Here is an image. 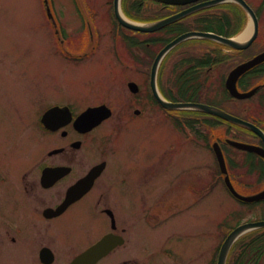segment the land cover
Listing matches in <instances>:
<instances>
[{"label":"rangeland","instance_id":"rangeland-1","mask_svg":"<svg viewBox=\"0 0 264 264\" xmlns=\"http://www.w3.org/2000/svg\"><path fill=\"white\" fill-rule=\"evenodd\" d=\"M74 1L48 0L52 17L55 18L56 14L64 13L63 18L67 20L73 31L75 29L79 30L82 25L78 15L79 12L76 9L78 6L74 4ZM134 1L120 0V8L122 11L124 10L123 7L125 9L134 8L135 6L132 5ZM247 1L256 11L260 6V35L252 46L236 53V55H232L233 58L228 56L233 54L232 51L222 48L221 55L227 57V63L232 62V64H221L213 72L214 74L209 77L207 85H209V82L212 85H210L211 90L209 87L207 88V97L220 99L219 105L232 113H238L249 107V111L253 116L264 120V102L261 101L259 95L242 102H234L224 98L226 95L227 98L231 99L226 91L224 95V83L222 81L229 68L234 65L235 60L238 62L247 59L264 49V0ZM78 2L80 3V9L87 14L88 19H92L89 17L91 13H96L95 23L91 20L92 24L89 26L93 38H89L86 44H90L89 49L94 44L100 45V48L91 55L89 53L82 63H68L54 49L57 45V38L53 21L48 15L44 0H0V168L4 172L9 171L15 174L27 167H29L27 169H30L35 162L47 156V150L62 143V139L58 134L43 136L44 129L39 123L43 110L50 104L65 101L76 105L107 102L113 107L116 114L103 127L105 129L104 133L110 140L111 153L109 159L113 171L106 174L107 180L105 177L104 182H107L105 189L108 188L109 181L114 183L112 187L109 184L108 190L110 206L116 210L115 214L118 221L125 223L126 226H131L138 222V219L141 220L138 233V251L142 246L141 252H146L145 248L148 250L149 248L150 250L160 248L166 243L164 238L167 239L171 231L181 230V232L189 233L188 237L185 236L188 239L182 240L180 243L175 240L170 241L178 249L182 259H187L190 256L192 246L196 247L201 244L197 238H191L192 235L205 231L202 244L205 245L206 258H208L218 241L221 240L222 242L234 226L240 222L264 218V202L253 206L245 205L227 191L212 149L208 146L204 149L199 145V142L197 143V128L204 119L199 113H189L190 120L195 122L194 127L190 128L189 141L186 142L174 126L171 133H168L167 127L170 128V126L162 119L160 112L156 116L144 114L141 118L135 117L133 114L134 109L141 106L139 101H135L137 97H134L132 91L129 90L127 81L133 78L137 79L138 75L129 66L124 68L125 74L122 70L119 71L121 67L115 63L111 52L113 48H110L113 44H117L114 40L116 32L113 31L115 22L113 4L108 6L112 0H78ZM227 4L235 5L238 12L234 15L243 22L242 27L238 29L236 34L238 36L252 18L233 1H226L213 9L216 8L215 10L218 12L227 11L229 9L225 7ZM158 7V4L145 0V12L152 13ZM227 7L229 6L227 5ZM229 13L233 14L232 11H229ZM124 15L128 17L125 13ZM71 19L79 25L73 26L75 23ZM124 33L127 46V36L131 33L127 30L123 32V35ZM117 42L121 44L120 37ZM209 49H211V44L202 41V38L195 37L191 41H183L172 49L169 57L162 65L166 67L165 64H167L168 71L180 56L184 54L185 56H198ZM137 80L142 82L141 78ZM263 80V77L258 78L255 84ZM163 87L174 88L175 86L167 82L166 77H164L162 89ZM123 107L128 109L127 112L129 113L121 116L119 111ZM249 111L247 112L249 113ZM246 117L248 120H253L251 116ZM101 132L102 130H99L96 136ZM207 134L212 135L211 139L214 137L222 140V142L234 135L246 140H255L248 132L229 127L226 123H221L219 127ZM167 136L171 137V141L177 143V146L175 143L177 148L170 155L173 160L172 165L168 167L163 163L164 158L166 162H170V157H166L167 152L164 151L168 145L169 138ZM223 147L227 160L232 159L234 161V163L230 162L229 169L237 188L248 194L262 190L264 188V175L262 169L256 168V170L250 165V157H253V155L229 147L226 144H223ZM159 155L160 158L157 164L151 165V162ZM259 163L260 160L256 159L255 164L260 165ZM233 164L237 167H233ZM123 166L126 167V179L130 186L136 180L140 183L141 180L144 183L151 181L142 179L145 167L148 166L150 168L158 167V170L148 169V171H151L150 175L152 172H159L160 170V172H165L166 168L172 172L173 177L180 173V179L177 180L180 187L182 182L188 184L196 180L199 174L205 175V200L201 204H197V194L195 193V196H193L190 193L191 190H188V192L185 188H182L180 191L175 192L173 198L180 201L184 200L183 204L188 205L189 209L184 212L179 211L178 214H182L178 218H174L173 221L152 230L143 221L144 215H146L144 210L137 212L138 214L135 211L130 213L121 211L117 201L118 188L116 185L118 182L117 171L122 169ZM182 169H188V171L183 172ZM168 183L169 176L164 173L158 179L156 190L158 194L166 189ZM9 185L5 186V190L9 189ZM126 185V187L124 186L125 189L129 184ZM102 189L101 182L98 194ZM152 192H154V189L149 184L136 187L132 190L130 201H135V205L142 203L143 194L149 201V193ZM15 195L16 193L12 191L10 202ZM80 208H74L61 218L62 233L66 234L73 230V237L71 242L69 240H67L68 242L64 241V243L58 241L61 251L64 253V259L59 261L60 264H65L69 257H73L75 253L92 240H96L101 234L111 229L109 219L107 222L106 217L101 214L100 210L99 213L95 211L92 214L83 212ZM123 209L126 211L128 205H124ZM260 235H264V228L250 230L243 234L233 245L228 264H238L242 259H244L243 264H248L247 261L258 251L248 247L247 244ZM262 242L264 248V240ZM37 249V244H31L27 250L31 257L27 258L23 257L25 251L22 248H10L7 245L0 244V264H38V261L35 260ZM126 250L127 248L124 247L116 250L99 264H118L120 258L126 255ZM144 252L138 256V259L141 264H148L151 253ZM260 252L259 264H264V250ZM199 261L201 263L202 260Z\"/></svg>","mask_w":264,"mask_h":264},{"label":"flooded vegetation","instance_id":"flooded-vegetation-1","mask_svg":"<svg viewBox=\"0 0 264 264\" xmlns=\"http://www.w3.org/2000/svg\"><path fill=\"white\" fill-rule=\"evenodd\" d=\"M148 1L159 5V7L156 8L152 13L144 11L145 0L136 1L137 3L133 9V14L129 13L125 7H123V12L129 18L141 23L156 22L173 16L180 11L185 10L186 8H189L195 4H199L205 0H200L188 5H176L172 3L160 2L157 0ZM109 3L110 4H108V6L113 4L114 24H116H113V31L116 32L114 40L117 44L110 46V48H113V50H111L113 59L115 63L121 67L119 71L122 70V72L125 74L124 68L128 66L132 67V69L136 72L135 74L139 76V78L137 76V79H142V82H139L135 78L127 81L128 88L131 81L138 84V92L133 93L130 91L134 97H137L135 101H139L141 106L136 107L133 111V114L135 117L141 118L144 116V114H147V116H156V114L160 112L162 119L167 122L171 128L170 129L167 127L168 133H171L172 127L174 126L175 129L181 133L182 137L185 138V142L189 141L191 128L189 113L191 111L188 109H170L163 107L153 90L152 77L154 63L161 49H163L167 44L171 43L175 38L186 32L208 31L226 37L237 36L236 34L238 32L235 33L237 22L236 16L234 14H229L231 17V29H229L230 33L222 32V30L218 28H216V30H208L205 28L206 23L202 20L204 15L200 12L186 15L152 32H144L140 30L136 31L129 29L121 24L115 13V0H112V2ZM74 4L78 6L76 9L79 12V18L82 21V25L80 26L81 28L79 30L75 29L73 31L67 20L63 18L64 13L56 14L55 18L51 17L54 25V32L57 38V45L54 49L57 54L66 62L82 63L83 60L88 57L89 53L91 55V53L96 52V50L100 48V45L94 44L92 48L89 49L90 44H86L89 38H93V36H91V30L89 26L92 24L91 20L95 23L96 13H91L89 17L92 19H88L87 14L82 12L80 9V3L78 0H75ZM237 5L240 6L239 4ZM214 13H216L215 16L222 18L223 12L216 11ZM258 16L260 23V13H258ZM71 21H73V19H71ZM78 25L79 24L75 23L73 26ZM245 27L246 26H244V28ZM125 30L131 33V35L127 36V46L125 44L126 32L123 35ZM233 31L235 34H232ZM260 31L261 30L259 28L258 36L260 35ZM119 37L121 44H118L117 42ZM193 38L195 37L187 38L185 41H191ZM196 38H202V41L210 43L211 49L198 56H185L184 54L183 56H180L172 64L171 69L169 68L167 71V64H165L166 67H164L162 64L165 63L164 61L167 60L172 50L168 51L157 70V87L160 90L161 95L167 100L187 101L189 99H187L186 96L182 94L181 91L184 93V89L181 87V85H183L184 80H189L188 83L197 84L198 98L195 101L221 107L219 105L220 99L217 100L214 97H207V88L209 87L211 90L210 85H212L211 82H209V85H207V82L209 77L214 74L213 72L219 68L221 64H232V62L227 63V57L221 55L222 48L224 50L227 49L228 51H232L233 54L228 56L233 58L232 55H236V53L248 49L255 43L257 38L251 45L244 49L227 47L223 45L222 42L210 38ZM263 51L264 49L258 51L251 57L238 62L237 60L233 59L235 60V62L233 61L234 65L229 68L227 75L223 78L222 82L224 85L226 84L228 75L233 69H235V67ZM191 57H195L197 60L190 62ZM164 77H166L167 82L172 83L175 87H163V90L162 82ZM261 77L264 78V62L243 72L238 77L237 87L240 91L246 92L256 89L255 94L249 97L248 100L259 95L262 99L261 101L264 102V80L255 84V81ZM177 89L179 92H177ZM129 90L131 89L129 88ZM224 98L237 102V98L232 95L231 99H229V97L227 98L226 95ZM102 104H106L111 108L112 116L116 114L113 107L107 102H101L99 104L76 105L72 102L65 101L54 102L50 104L45 110H43L39 123L45 132H43V136L46 134L50 136L58 134L62 139V143L57 144L56 146L47 150V156L42 158L40 161L35 162V164H33L30 169H27L29 168L27 167L26 169H23L22 171L20 170L15 174L9 171L4 172L3 169L0 168V244L7 245V247L10 248H22L25 251V255L23 257L27 258L31 257L27 252L28 247L31 244H37L38 249L37 252H35V260L38 261V264H60L59 261L64 259V253L61 251L59 244L64 243V241L68 242L67 240L71 242L73 237V230L66 234L62 233V224L60 222L61 218L71 212L74 208L81 207V211L92 214H94L95 211L96 213H99L100 210L101 214L106 217L107 222L109 219L111 229L101 234L96 240H92L88 245L75 253L73 257H69L65 264H69L79 253L109 233H113L118 236V245L97 264L112 255L116 250H120L123 247L127 248V253L125 256L120 258L121 260L118 264H141L140 260L138 259V256L144 252H141L142 246L138 251V233L141 227V220L138 219V222L132 224L131 226H126L125 223H122L120 220L118 221L115 214L116 210L110 206V194L108 190L109 184L112 187L114 186V183L109 181L108 188L105 189L107 182H104V178L106 177L105 179L107 180L106 174L113 171L111 169L109 159V154L111 153L109 147L110 140L104 133L105 129H103V127L112 118V116L105 119L92 129H88L87 126L83 127V125L80 128L75 126V120L84 111H86L89 107L99 106ZM56 106L64 109L60 110L59 112L56 111L57 116L53 118V120L56 121V126L54 128L48 127L43 123V114L50 108ZM65 107L70 109L73 117L72 121H69L66 124L65 122L68 120V110H66ZM127 110L128 109L123 107L119 111L121 116L129 113ZM247 111H249V107L242 109L241 115L244 117L251 116L253 121L264 130V120L253 116L250 111L249 113ZM199 114L204 117V119L200 122L199 127L197 128V143L199 142V145H201L204 149L206 146L213 148V144L218 141V139H215L214 137L211 139L212 135H208L207 133L212 132V130H215L221 125V118L210 115L206 112H199ZM211 122H214V125H211ZM192 127H194V125ZM99 130H102V132L96 136ZM249 134L255 138V140L253 139L247 141L264 148L263 138L259 137L258 135L256 136L253 131H250ZM167 138H169L168 145L164 151L167 152L166 157H170V162H166L164 158L163 163L168 167L171 166L173 162L170 155L177 147H175L176 142L171 141L170 136H167ZM160 155L151 162V165L157 164ZM250 158L252 159H250V165L254 169H262V174L264 175V158L259 156ZM256 159L260 160V165L255 164ZM150 166L145 167L142 179L147 181L151 180L149 181L152 182L151 184L149 182L144 183L142 180L140 183V181L136 180L132 182V185L130 186V183H128L126 179V167L123 166L122 169L117 171L118 182L116 185L118 188L117 201L119 202L121 211L126 213L127 211L129 213L135 211L136 214H138L137 212H142L144 210L146 215H144L143 221L146 223V225H148V228L152 230L159 228L160 226L173 221L174 218H178L182 214H178L179 211L184 212L185 210L189 209L188 205L183 204L184 200L180 201L173 198L175 192L180 191L182 188H185L187 191L191 190L190 193L193 194V196H195V193L197 194V204H201V202L205 200V175L199 174L196 180H193L188 184L182 182L180 187V183L177 181L180 179V173L177 174L176 177H173L172 172L166 168L165 172H160V170V173L152 172L150 175L151 171H148V169L158 170V167L150 168ZM95 169L96 171L100 170V173L96 175L92 181V184L90 185L89 175L92 173V171H95ZM182 171L186 172L188 169H182ZM164 173L168 174L169 183L167 184L166 189L158 194L156 191L158 188V179ZM87 181H89V183ZM101 182L103 189L98 194ZM136 182H138L137 185ZM8 184H10L9 189L5 190V186ZM126 184H129L130 187L128 186L125 189L124 186L126 187ZM145 184L152 186L154 192L149 193V201L147 197L144 196L145 194H143L142 203H137L135 205V201H130L132 190ZM121 186L122 191L120 192ZM12 191L15 192L16 195L10 202ZM71 192L73 197L69 199L68 195ZM263 202L264 199L256 202V204H261ZM122 205L123 208L124 205H128V209L125 211L122 208ZM188 235L189 233H185L184 231L181 232V230H174L171 231L167 239L164 238V242L166 243H164L157 250H150V248L148 250L145 248L146 252L144 253H151V259L148 264H217L221 249V240L218 241L217 245L210 252L208 258H206L205 245L202 244L205 231L192 235L191 238H197L198 242H201V244H198L196 247L192 246L193 249L190 256L187 259H182L180 252L174 245L170 243V241L175 240L180 243L182 240L188 239L186 238ZM58 241L61 242L58 244ZM10 256L11 254L8 257L10 258ZM198 259L202 260L201 263ZM247 262L248 264H259V253H255Z\"/></svg>","mask_w":264,"mask_h":264},{"label":"water","instance_id":"water-1","mask_svg":"<svg viewBox=\"0 0 264 264\" xmlns=\"http://www.w3.org/2000/svg\"><path fill=\"white\" fill-rule=\"evenodd\" d=\"M161 2H165V3H172V4H189V3H193L196 2L198 0H159ZM224 1H228V0H208V1H204L201 2L199 4L193 5L185 10H182L181 12L170 16L164 20H160V21H156V22H152V23H140V22H136V21H132L129 20L122 12L121 8H120V0H115V13L116 16L119 20V22L121 24H123L124 26L131 28L133 30H140V31H154L156 29H159L161 27H163L164 25H167L177 19H180L192 12L198 11L200 9H203L205 7L208 6H212L215 5L217 3L220 2H224ZM237 1L238 3H240L248 12L249 14L252 16V18L254 19V30L252 35L245 41H240L235 37H225L223 35H219V34H215L212 32H201V31H190V32H186L180 36H178L177 38H175L171 43L167 44L158 54L157 59L154 63V67H153V77H152V85H153V90L155 95L157 96L158 100L160 101V103L167 108H188V109H196V110H200V111H204L213 115H216L218 117H221L223 119H226L228 121L243 125L251 130H253L254 132H256L258 135H260L263 139H264V132L262 131L261 128H259L258 126H256L255 124L248 122L242 118H239L219 107H215V106H211L208 104H203V103H197V102H171L168 101L166 99H164L162 97V95L160 94L158 88H157V83H156V76H157V70L159 68V65L162 61V59L164 58L165 54L172 49L174 46H176L177 44L181 43L182 41H184L187 38L190 37H205V38H210V39H214V40H218L220 42H222L223 44L233 47V48H237V49H244L246 47H248L253 41L254 39L257 37L258 31H259V22L257 19V16L254 12V10L247 4V2L245 0H234ZM49 11V9H48ZM50 13V11H49ZM51 14V13H50ZM264 61V52L260 53L259 55H257L256 57H254L253 59L240 64L238 67H236L234 70L231 71V73L228 76L226 85L227 88L229 89V91L236 97L239 98H245L250 96L251 94H253L255 92L256 89L250 91V92H239L238 88H237V80L238 77L245 72L246 70H248L249 68L255 66L258 63H261ZM129 86L131 87V89L134 92L138 91L137 88V84L134 82H130ZM64 108L61 107H53L50 108L48 111H46L43 114V123L45 125H47L48 127H52L54 128L56 126V121L53 120V118L55 116H57L56 111H60ZM66 110H68V120L65 122V124L69 121H72L73 117H72V113L70 111V109L68 107H65ZM112 114V111L109 107H107L106 105H101L98 107H91L88 110H86L85 112H83L76 120H75V126L80 128L82 125L87 126L88 129H92L93 127H95L96 125H98L102 120H104L105 118L110 117ZM230 144H232L233 146H236L240 149H245V150H250L253 152L258 153L259 155L264 157V148L253 145V144H248V143H243L240 141H235V140H229L228 141ZM215 151L219 160V164L221 166V170L225 173L228 174V170H227V165H226V160L224 157V153L222 148L220 147V145L218 143L215 144ZM91 177L93 178V176H89V180L91 179ZM226 183L229 187V189L231 190V192L239 199L243 200V201H256V200H260V199H264V190H262L261 192L251 195V196H247V195H242L240 194L233 186V184L230 181L229 175L226 176ZM70 198H72V195H69ZM264 227V220L261 221H256V222H247L244 224H241L239 226H237L235 229H233L227 236V238L225 239L221 250H220V254H219V258H218V264H226L227 262V258L230 252L231 247L233 246L234 242L243 234H245L246 232L252 230V229H257V228H261ZM118 244V240L117 237L114 236L113 234H109L106 235L103 239H101L99 242H97L96 244H94L93 246H91L90 248H88L86 251H84L83 253H81L79 256H77L70 264H94L96 263L99 259H101L102 257H104L105 255H107L109 252H111V250L117 246Z\"/></svg>","mask_w":264,"mask_h":264},{"label":"trees","instance_id":"trees-1","mask_svg":"<svg viewBox=\"0 0 264 264\" xmlns=\"http://www.w3.org/2000/svg\"><path fill=\"white\" fill-rule=\"evenodd\" d=\"M136 1L137 0H135L133 2V4H132L133 6L136 5V3H137ZM227 5L229 7H227ZM227 5H225V7L226 8H229V9H227V11H224L222 13L223 14L222 15V18L219 17V16H215L216 13H214V12L217 11V10H215L216 8L213 9L215 6L209 8V9H205V10L199 11L201 14L204 15L203 16L204 18L202 17V20L205 21V23H206V27L205 28H207L208 30H214V29L216 30V28H218V29L222 30V32H226V33L229 32V29H231V26H230V24H231V17L229 16V14H231V13H229V11H232V13L234 14V13H237L238 10L235 7V5L233 6V4H227ZM134 8L127 9V11L129 13L133 14L132 12L134 11L133 10ZM236 21L237 22H236V31H235V33H237L238 32V29L240 27H242V25H243L242 20H240L239 18L238 19L236 18ZM235 33L233 31L232 34H235ZM232 34H229V35H232ZM194 60H197V58L196 59H195V57H191L190 58V62H192ZM188 82H189V80L188 81H186V80L183 81V85H181V87L184 89V93H183V91H181V92H182L183 95L186 96L187 99H189V100H196L198 98L197 84L188 83ZM177 92H179L178 89H177ZM194 122H195L194 120H190V126H193ZM221 123H223V124L226 123V125H228L229 127L241 129L239 126H236V125L231 124L229 122H225V121H222L221 120ZM211 125H214V122L213 123L211 122ZM263 240H264V235L263 236H261V235L260 236H257L256 238L252 239L247 244V246L248 247H251L255 251H259V252L260 251H263L264 250V248L262 247V244H263L262 241ZM243 261H244V259L241 260V262H243Z\"/></svg>","mask_w":264,"mask_h":264},{"label":"bare ground","instance_id":"bare-ground-1","mask_svg":"<svg viewBox=\"0 0 264 264\" xmlns=\"http://www.w3.org/2000/svg\"><path fill=\"white\" fill-rule=\"evenodd\" d=\"M253 30H254V23L252 20H249L248 24L243 29V32L240 35H238L236 38L238 40L244 41L246 40V38H248L251 35Z\"/></svg>","mask_w":264,"mask_h":264}]
</instances>
